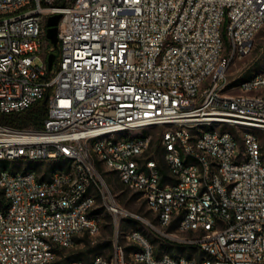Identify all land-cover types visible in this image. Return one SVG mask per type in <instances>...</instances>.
Segmentation results:
<instances>
[{
	"label": "built area",
	"instance_id": "1",
	"mask_svg": "<svg viewBox=\"0 0 264 264\" xmlns=\"http://www.w3.org/2000/svg\"><path fill=\"white\" fill-rule=\"evenodd\" d=\"M263 27L264 0H0V114L48 102L41 128L0 121V161L62 160L0 169V264H62L59 248L100 232V194L116 217L144 219L106 188L102 164L142 194L153 229L174 225L166 235L199 255H158L131 229L132 248L64 264H264V70L228 77ZM157 126L166 176L143 133Z\"/></svg>",
	"mask_w": 264,
	"mask_h": 264
},
{
	"label": "rangeland",
	"instance_id": "2",
	"mask_svg": "<svg viewBox=\"0 0 264 264\" xmlns=\"http://www.w3.org/2000/svg\"><path fill=\"white\" fill-rule=\"evenodd\" d=\"M49 53L56 52L58 55V50L49 44ZM264 70V27L258 32L255 37L254 44L251 52L233 62L228 68V77L233 83L239 82L241 79L257 74ZM234 91L238 92L236 88ZM238 138L241 139L243 130L237 127H230ZM165 130L164 126L152 127L144 130L143 133H148L150 136V148L148 151V156H153L159 164L166 170V163L164 159V148L161 142L162 133ZM255 132L258 130L254 129ZM137 132H130L125 134V136L131 137ZM259 135L264 143V130H260ZM241 145L243 146V139H241ZM160 149L158 152L157 149ZM12 164L17 166H31L33 168H38L41 172H50L52 169L58 168L62 164L61 159L52 160L51 162H36L29 160L17 159L14 161H0V169L3 168V164ZM99 171L103 173V177L106 181V188L108 187L111 193L116 198L120 206L128 209L129 211L140 215L142 218L138 217H116L112 214L104 204L102 195L97 199V203L94 207L95 209L101 208V213L98 215L101 229L96 235L86 236L79 235L76 237L73 245L67 248H59V260L62 264L73 259H82L86 263H89L93 256L97 254H103L111 256L114 252V245L117 240L126 246H129L128 241L124 237V233L131 229H137L135 227V219L140 222V231L145 234L152 245L154 246L156 254L160 255L163 253L171 254H182L198 256L199 248L196 245H191L183 242H178L174 238L166 235L171 233L175 226L171 225L169 227H164L162 233L153 229L146 220L157 224V217L155 213L149 208L145 199L139 191L133 190L126 185H124L117 173L110 170L106 165H99ZM146 219V220H145ZM187 236V235H185ZM82 239V240H79Z\"/></svg>",
	"mask_w": 264,
	"mask_h": 264
},
{
	"label": "trees",
	"instance_id": "3",
	"mask_svg": "<svg viewBox=\"0 0 264 264\" xmlns=\"http://www.w3.org/2000/svg\"><path fill=\"white\" fill-rule=\"evenodd\" d=\"M56 2H59V0H56ZM52 47L56 48L59 51V47H55L52 45ZM56 53V52H55ZM57 54V53H56ZM248 76L246 75V78ZM48 114V102L47 99L44 97L42 99H39L37 102H35L33 105H31L28 109L22 111L21 113H10V114H0V121L11 125L15 127H34V128H41L45 120L47 118ZM146 134V133H145ZM148 135V133L146 134ZM157 151L159 152L160 149L158 148ZM148 154V152H147ZM154 158L153 156H151ZM16 167L17 165H11L9 163L3 164L4 169H10L12 170V167ZM19 167V166H18ZM162 172L164 175H167V167L166 170L160 165ZM55 169H52V171ZM6 206L5 198L3 196V192L0 191V207L4 208ZM102 207L95 209L91 212L92 216L98 217V215L101 213ZM99 218V217H98ZM135 227L137 230H140V222L136 221L135 219ZM86 236H89L86 234ZM82 240V239H79ZM129 249L132 248V246L128 247ZM191 256V254H189Z\"/></svg>",
	"mask_w": 264,
	"mask_h": 264
},
{
	"label": "water",
	"instance_id": "4",
	"mask_svg": "<svg viewBox=\"0 0 264 264\" xmlns=\"http://www.w3.org/2000/svg\"><path fill=\"white\" fill-rule=\"evenodd\" d=\"M61 16L62 15L60 13L51 15L47 22V27H48L47 37L55 47H58V42H59L58 23H59ZM56 58H57V54L55 52H52L49 54V57H48L49 70H52Z\"/></svg>",
	"mask_w": 264,
	"mask_h": 264
}]
</instances>
